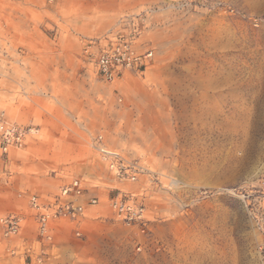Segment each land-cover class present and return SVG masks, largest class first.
I'll return each mask as SVG.
<instances>
[{
	"label": "rangeland",
	"instance_id": "374dc122",
	"mask_svg": "<svg viewBox=\"0 0 264 264\" xmlns=\"http://www.w3.org/2000/svg\"><path fill=\"white\" fill-rule=\"evenodd\" d=\"M135 28L150 66L97 80L87 42ZM0 113L37 130L0 149V217L23 218L0 264H264V0H0ZM97 136L138 161L135 182L99 161ZM75 178L94 223L42 240L27 196ZM111 198L145 226L113 219Z\"/></svg>",
	"mask_w": 264,
	"mask_h": 264
},
{
	"label": "built area",
	"instance_id": "2783aa9c",
	"mask_svg": "<svg viewBox=\"0 0 264 264\" xmlns=\"http://www.w3.org/2000/svg\"><path fill=\"white\" fill-rule=\"evenodd\" d=\"M137 38L135 28L132 32L119 30L87 42L83 53L92 66L97 80L111 84L123 80L127 74L142 73L150 66L152 51L140 49ZM36 133L37 130L33 127L14 124L0 113V149L3 154L12 149L22 148ZM92 147L99 161L119 180L135 182L143 171L137 160L118 150L108 149L103 144L101 136L93 139ZM262 188L264 189V181ZM27 198L29 208L33 211V220L37 225L38 237L46 241L52 240L53 233L60 223L72 228L74 238L82 239L91 219L88 210L99 204L97 197L84 187L79 178L63 185L59 192L48 200H41L35 194L28 195ZM107 209L113 219L124 224L145 226L147 222L143 207L130 200L108 199ZM21 222L23 218L17 214L0 217V235L3 238L19 235L23 228Z\"/></svg>",
	"mask_w": 264,
	"mask_h": 264
},
{
	"label": "crops",
	"instance_id": "0c3cea01",
	"mask_svg": "<svg viewBox=\"0 0 264 264\" xmlns=\"http://www.w3.org/2000/svg\"><path fill=\"white\" fill-rule=\"evenodd\" d=\"M92 223H94V220H90V221H89V224H92ZM86 244H88L87 241H86Z\"/></svg>",
	"mask_w": 264,
	"mask_h": 264
}]
</instances>
